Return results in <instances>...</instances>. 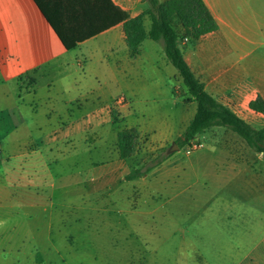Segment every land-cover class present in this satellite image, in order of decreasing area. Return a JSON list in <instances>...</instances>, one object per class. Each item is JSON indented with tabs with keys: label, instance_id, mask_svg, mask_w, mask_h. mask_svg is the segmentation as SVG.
<instances>
[{
	"label": "rangeland",
	"instance_id": "obj_1",
	"mask_svg": "<svg viewBox=\"0 0 264 264\" xmlns=\"http://www.w3.org/2000/svg\"><path fill=\"white\" fill-rule=\"evenodd\" d=\"M236 8L252 26L263 21L264 0H243ZM180 46L186 50L188 39ZM263 49L251 54L249 67ZM120 58L128 78L121 63L117 72L103 62L107 87L94 91L89 81L67 98L84 100L70 105H49L42 88L36 97L30 76L19 80L17 101L15 86L0 87V264L226 263L227 228L216 220L230 195L225 184L244 181L247 196H264L262 156L223 128L200 134L197 149L174 148L196 107L161 43L147 40L141 56ZM209 67L196 66L209 92L254 128L264 127L262 117L222 90ZM123 129L139 136L128 160L117 151ZM160 155L170 157L126 180ZM31 203L39 204L36 213H17ZM29 225L40 229L35 245Z\"/></svg>",
	"mask_w": 264,
	"mask_h": 264
},
{
	"label": "crops",
	"instance_id": "obj_2",
	"mask_svg": "<svg viewBox=\"0 0 264 264\" xmlns=\"http://www.w3.org/2000/svg\"><path fill=\"white\" fill-rule=\"evenodd\" d=\"M43 1L64 36L70 42H78L77 46L72 50L65 48L35 0H0L1 88L10 84L15 86L13 96L17 101L19 80L30 76L35 81L36 97L38 89L42 88L47 93L45 97L49 105L61 107L84 100L80 99L81 95L67 98L72 92L79 93L89 81L93 83L94 91L107 87L103 62L117 72L121 63L125 71L123 75L128 78L129 66L124 64L120 56H125L128 61L133 58L126 44L123 24H114L116 14L111 4L130 17H135L148 8L146 3L141 0ZM166 1L159 0L160 3ZM204 1L217 21L219 30L206 35L197 44H190L188 40L183 55L197 77L205 83L208 92L203 71L196 68L198 63H208L210 76L216 78L222 90L231 93L250 114H257L249 109V103L257 95L264 99V56H257L254 68L247 63L252 53L264 47V18L252 26L242 16L241 10L235 9L243 0ZM140 50L142 53V46ZM189 56L201 58L192 59ZM202 56L211 58L208 60ZM236 70H239L240 76ZM117 75L111 76L116 85L120 83ZM185 89V94L189 95ZM209 93L219 101L217 95ZM257 115L264 119V116ZM246 187L244 181L225 184L230 195L225 198L228 201L224 203V217L216 218L219 224L222 220V225L227 228L223 248L225 264H264V196H247L241 191ZM38 206V203H31L17 213L25 218L28 209L36 213ZM11 211L10 205L7 212ZM38 231L40 229L34 226H27V232L34 240L33 245L37 243ZM217 246L220 248L219 244Z\"/></svg>",
	"mask_w": 264,
	"mask_h": 264
},
{
	"label": "trees",
	"instance_id": "obj_3",
	"mask_svg": "<svg viewBox=\"0 0 264 264\" xmlns=\"http://www.w3.org/2000/svg\"><path fill=\"white\" fill-rule=\"evenodd\" d=\"M148 8L135 17L111 4L116 14L115 23H122L125 40L131 58L141 55V46L146 40L161 43L167 62L177 71L188 94L195 104L196 111L182 134L177 138L179 149L198 144L197 137L212 128L226 129L239 138L255 153L262 155L264 160V127L256 129L235 113L228 106L220 103L207 90L205 83L197 77L189 65L180 41L188 39L197 43L203 37L219 30V25L204 0H141ZM47 21L51 24L67 50H72L78 42H70L62 33L57 22L50 15L43 0H35ZM109 2V0H108ZM150 21L149 30L145 20ZM249 109L264 116V99L261 95L249 103ZM139 145L138 133L133 129H123L117 135V151L121 160L132 158ZM170 156L160 155L150 164L131 171L126 180L142 178L159 167Z\"/></svg>",
	"mask_w": 264,
	"mask_h": 264
},
{
	"label": "built area",
	"instance_id": "obj_4",
	"mask_svg": "<svg viewBox=\"0 0 264 264\" xmlns=\"http://www.w3.org/2000/svg\"><path fill=\"white\" fill-rule=\"evenodd\" d=\"M199 147V145L198 144H192L190 147H188L189 149H197Z\"/></svg>",
	"mask_w": 264,
	"mask_h": 264
},
{
	"label": "water",
	"instance_id": "obj_5",
	"mask_svg": "<svg viewBox=\"0 0 264 264\" xmlns=\"http://www.w3.org/2000/svg\"><path fill=\"white\" fill-rule=\"evenodd\" d=\"M174 148H177V144H174Z\"/></svg>",
	"mask_w": 264,
	"mask_h": 264
}]
</instances>
